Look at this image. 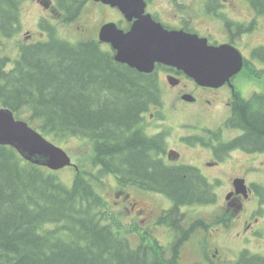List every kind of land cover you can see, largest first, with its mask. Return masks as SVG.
<instances>
[{
    "label": "trees",
    "instance_id": "obj_1",
    "mask_svg": "<svg viewBox=\"0 0 264 264\" xmlns=\"http://www.w3.org/2000/svg\"><path fill=\"white\" fill-rule=\"evenodd\" d=\"M18 5L19 0H0L5 27H19ZM10 10L15 15L8 20ZM49 33L48 41L24 47L12 70L0 57V108L13 110L18 118L26 114L24 120L47 138L91 140L95 158L106 160L122 149L130 154L131 165L148 174L141 151L150 143L131 131L141 111H149L159 97L156 76L114 63L94 40L72 44ZM236 117L247 131L246 146L264 152V109L242 104ZM183 176L168 172L159 179L176 201L174 213L206 195L197 192V178ZM99 207L82 178L69 187L53 172L0 146V264H180L176 250L167 255L158 254L157 245L131 248L109 225L101 226L99 212L90 211ZM45 225L56 227L43 232Z\"/></svg>",
    "mask_w": 264,
    "mask_h": 264
},
{
    "label": "flooded vegetation",
    "instance_id": "obj_2",
    "mask_svg": "<svg viewBox=\"0 0 264 264\" xmlns=\"http://www.w3.org/2000/svg\"><path fill=\"white\" fill-rule=\"evenodd\" d=\"M145 2L147 4L145 11L138 14L133 12V4H130L128 12L125 13L118 7L94 0H84V6L94 8L99 14L95 25L96 40L99 39L101 28L108 23L115 24L118 29L127 33L135 22L150 17L153 22L161 24L168 31L197 34L215 46L230 44L236 47L244 60L243 76L240 73L224 86L213 88L199 85L176 68L157 63L152 74L156 76L158 88L155 92L159 97L154 99L149 111H141L134 126L136 130L134 131L133 128L131 131L138 132L146 142L150 143V146L145 148V152L141 151L148 174L140 172L131 165L127 159L130 154H123L122 149L120 153L113 154L106 160L96 158L99 162L96 166L101 172L109 174L121 191L138 189L153 194L163 193L164 190L167 192V188L159 183L156 176L168 172L181 175L184 173V179L191 176L197 178L200 182L197 184V192H205L206 195L188 206L179 228L181 244L177 247V251L183 249V246L189 242L191 234L199 228L213 242L216 232L223 235L222 245L216 250L223 260L230 240V227L242 229V233L237 232L239 238L255 227L264 230V222H262L264 220L259 221L264 217L262 200L264 186L251 181L253 173L249 164L243 165L245 174L230 173V167L241 165V160L249 162L250 157L257 158L264 154L260 149L246 146L243 136L247 131L236 117L237 109L242 104L247 103L254 110L264 109H255L260 105L257 104L261 101V95H264V77L262 70L257 66V64L264 65V2L260 0H145ZM46 13L52 17H66L64 8L50 9ZM77 14L78 12L71 14L72 20L77 18ZM14 15L15 10H10L8 20ZM1 27L8 30V37L19 40L16 31L20 32V28L13 26L9 28L4 25ZM26 37L32 41L26 45H36L35 34L28 32ZM104 46L114 52L111 44L106 43ZM22 49V44L15 45L13 52L15 59L22 55ZM6 56L12 63L16 61L7 54ZM251 83L255 87L252 88L250 95L245 96L242 86ZM165 95L173 98L171 103H165ZM192 112L194 115L197 114V121L184 123L180 128L186 130L187 134L180 137L175 146L165 144V131L171 129L181 119L190 117ZM203 118L207 120L200 121ZM199 126H205L204 131L200 132ZM188 132L193 134L189 135ZM203 136L208 137L209 141ZM223 136L224 143L220 142ZM162 139L163 148L160 147ZM157 140L159 143L155 144ZM179 145L193 150L194 157L206 154L208 158H197L194 163L189 162L178 148ZM195 145L199 147L195 148ZM242 155L246 158L243 159ZM240 180L245 181L248 197L237 193L240 190L237 188V182ZM250 201L254 203L252 208L247 207ZM209 207L215 210L211 211ZM198 211H202L203 214L195 219L194 216ZM161 221L162 218L159 219V224ZM214 221L217 222L215 226H213ZM144 223L145 218L139 221L137 230L141 229L147 236L154 235L155 230L160 228L156 222L149 227H144ZM184 238L187 240L182 243ZM211 263L216 264V260L212 258Z\"/></svg>",
    "mask_w": 264,
    "mask_h": 264
},
{
    "label": "rangeland",
    "instance_id": "obj_3",
    "mask_svg": "<svg viewBox=\"0 0 264 264\" xmlns=\"http://www.w3.org/2000/svg\"><path fill=\"white\" fill-rule=\"evenodd\" d=\"M22 5L17 6L18 17L20 21V26L22 29V33L19 34V40L17 38H13L11 40H4L2 41L1 45L5 47L6 54L12 58L14 47L17 43H23L26 41L27 32L34 33L37 39L43 40L45 37L41 34L43 28H41V24L39 19L42 18L40 13L44 12L45 8L38 3V0H22ZM63 1V0H61ZM71 1H74L73 5L69 6L68 10H65V16L67 23L64 21L63 17L58 16H49L50 21L52 22L50 29L53 31L54 35L60 39H65L70 42H77L81 39H89V38H96V23L99 18V14L96 10L92 7L84 6V0H64V5H69ZM58 0L56 1L57 4ZM80 7L78 14L76 15L77 18H80L75 22L70 18L71 14H74L76 7ZM48 16V15H47ZM14 28L17 27L16 23L12 25ZM16 60V59H15ZM257 66L262 70L263 77H264V65L257 64ZM243 76V75H241ZM255 87L253 83L250 85H243L242 90L245 96H248L252 92V88ZM173 98L170 96L165 95V103H171ZM260 102L257 104L255 109H262L264 108V95H261ZM154 101H152L153 105ZM251 105V104H250ZM255 107V105H253ZM225 114L224 117H226ZM22 118H27V115H22ZM197 114L191 113V116L188 118L181 119L176 125H174L171 129L166 130L164 135L166 137L165 144H170V146H175L174 144L180 137L187 134L186 130H182V125L184 123H192L197 121ZM207 119L203 118L200 121H205ZM36 122L34 121V125ZM205 126H199V130L204 131ZM225 130V129H224ZM230 130V129H229ZM226 131V130H225ZM224 131V132H225ZM189 135L193 134V132H188ZM199 134V133H198ZM206 141H209V138L203 136ZM52 141L54 140L52 137H49ZM56 144L65 148L68 153L71 155L72 162L77 165V170L73 167L69 168H61L58 170L57 173L53 174L56 178H58L62 183L67 186H72L74 181L79 177L82 178L85 184H89L94 192L95 199L98 201L100 207L94 208L93 213L99 212L98 218L104 219L103 224H108L112 226L122 237L127 238L129 241L131 237L136 233L137 225L139 221L147 216L152 214L156 216H163L169 210V204L165 197L161 194H153L147 193L144 191H140L138 189H127L125 191H121L119 187L116 186L115 182L113 181L112 177L109 174H105L99 170L97 166H95V151H94V143L86 138H77L72 137L68 139H61V140H54ZM164 140L160 142V147L163 148ZM220 142L224 143L225 138L224 136L221 138ZM159 140L155 142L158 144ZM178 148L183 152L185 158L189 162H195L196 159H207L208 156L206 154L199 155L194 157L192 155L193 150L189 149L187 146L179 145ZM204 153V151H202ZM243 159L246 158L245 155L241 156ZM94 159V161H93ZM241 165L230 167L231 174H245V170L243 165L249 164L251 171L253 173L251 181L257 182L264 186V154L258 156L257 158L250 157L249 162L242 160L240 161ZM161 178L160 175L156 176V179L159 180ZM165 190L163 194H165ZM118 194L120 196H118ZM264 194V193H263ZM222 197V194L219 193ZM264 198V197H263ZM254 206L253 202H248L247 207L252 208ZM211 211L215 210L213 207H209ZM61 209V215L64 217L66 209ZM183 212L185 213L188 210V207L182 208ZM203 211H210L208 209H203ZM203 214L202 211H198V213L194 216V218L198 219ZM166 215V216H167ZM215 217V216H213ZM48 226L45 225L43 228L46 230H50ZM163 226V225H162ZM159 232L155 231V235H160V239L166 243V237L170 233L169 229L167 233L159 228ZM242 230H237L236 228L230 229L229 231V243L227 244V260L233 262H227L226 258L223 260L220 259L219 253L216 252L218 247L222 245L221 240L223 235L219 233L214 234V244L210 239H205V235L203 232L200 231L198 228L195 230L189 240L190 246H195L196 250L191 252H185L186 258L182 260V264H207L206 260L209 263V258L212 257L216 260V264H236L240 260L237 256L238 249H242L245 247L251 248V254L253 255H260L264 257V237L258 239H243V237L239 238L237 236V232ZM153 236L155 240L158 238ZM123 239V238H121ZM125 240V239H124ZM203 243L207 244L208 246L205 248V251L208 252V256H205L200 253V247ZM152 242L149 241L147 243L148 248H153ZM161 250H164L161 248ZM157 252V250H155ZM167 253V250H164ZM160 251H158V254ZM168 254V253H167ZM225 255V253H224ZM250 255H246L244 262L242 264H250L248 258Z\"/></svg>",
    "mask_w": 264,
    "mask_h": 264
},
{
    "label": "water",
    "instance_id": "obj_4",
    "mask_svg": "<svg viewBox=\"0 0 264 264\" xmlns=\"http://www.w3.org/2000/svg\"><path fill=\"white\" fill-rule=\"evenodd\" d=\"M128 11L130 4L136 13L145 11L143 0H97ZM50 8L51 0H41ZM124 34L112 24L106 25L100 38L111 43L117 51L115 60L142 73H151L157 62L176 67L203 86L222 85L223 77L238 72L243 67L242 57H234L228 46L213 47L196 35L169 32L144 17ZM0 145L15 148L26 160L58 170L71 165L68 154L48 141L24 120L17 119L12 110L0 109ZM239 184V183H237ZM243 188L245 185L240 183ZM237 193H245L240 191Z\"/></svg>",
    "mask_w": 264,
    "mask_h": 264
},
{
    "label": "bare ground",
    "instance_id": "obj_5",
    "mask_svg": "<svg viewBox=\"0 0 264 264\" xmlns=\"http://www.w3.org/2000/svg\"><path fill=\"white\" fill-rule=\"evenodd\" d=\"M141 21V20H139ZM225 46H228V50L230 53H232V55L234 57H242V54L240 53V51L230 45V44H225ZM243 59V57H242ZM253 67V66H252ZM243 69V67H242ZM242 69L239 70L238 72L236 73H233L232 75H228L226 77H223V81L224 83L222 85H214V86H210V87H213V88H220L222 86H224L226 83H229L231 82V80L233 78H235L237 75H239L241 73L242 75ZM196 147H199V145H195V148ZM205 151L209 152V150L203 148ZM165 199L167 200L168 204H169V212H168V215L167 213L163 215L162 217V221H161V225H163L164 227H166L167 229H169L170 233L168 234V236L166 237L167 239V242L164 243L165 245V248L167 249V255H171L173 253V248H177L180 246V243H181V237H180V234H179V228L181 227L182 225V222H183V217L185 215V213L183 212L182 208L183 207H188L190 206L192 203H187V204H183L182 206L180 205L179 207V212L178 213H174L173 211L175 210L176 208V201L171 198L169 195H167L165 193ZM194 202H197V201H194ZM167 215V216H166ZM172 224H176V227L174 228L172 226Z\"/></svg>",
    "mask_w": 264,
    "mask_h": 264
}]
</instances>
